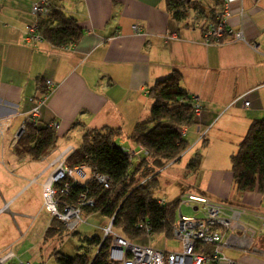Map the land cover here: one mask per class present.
Wrapping results in <instances>:
<instances>
[{
    "label": "crops",
    "instance_id": "0c3cea01",
    "mask_svg": "<svg viewBox=\"0 0 264 264\" xmlns=\"http://www.w3.org/2000/svg\"><path fill=\"white\" fill-rule=\"evenodd\" d=\"M36 1L0 0V208L9 203V212H5L23 224L25 231L18 228L21 235L25 232L24 237L43 216L38 224L41 239L31 243V249L39 248L33 250V260L44 251L41 244L48 240L46 231L54 216L44 214V199L37 207L15 205L29 184L51 169L41 183L43 193L54 169L51 163L68 146L75 148L72 140L83 139L89 129H121L119 146L138 150L131 135L136 124L150 114L153 99L149 90L157 80L177 70L184 89L202 99L204 111L198 120L207 133V145L203 146L197 126L186 128L190 146L180 160L190 153L189 161L199 152L204 156L197 171L185 170L192 184L186 185L181 195H205L240 210L251 250L225 248V256L236 264H264V194L239 191L231 168V157L251 123L264 119V0L230 3V24L242 29L248 40H255L257 50L229 36L218 44L205 43L204 28L223 0H201L200 8L187 10L186 20L173 17L167 0H50V6L77 20L83 38L66 47L47 40L32 45L27 41V27L37 20L31 11ZM135 23L144 28L142 33L133 31ZM169 33H176L177 38L167 39ZM46 78L55 81V88L41 108L39 124L57 122L59 138L52 152L36 161V168H41L29 179L25 163L33 159L11 143L29 114L30 98L43 95ZM246 100L248 106H244ZM1 218L3 254L12 250L20 237L16 228L12 232L7 218Z\"/></svg>",
    "mask_w": 264,
    "mask_h": 264
},
{
    "label": "trees",
    "instance_id": "16d2710c",
    "mask_svg": "<svg viewBox=\"0 0 264 264\" xmlns=\"http://www.w3.org/2000/svg\"><path fill=\"white\" fill-rule=\"evenodd\" d=\"M201 0H167V9L177 20H186L187 10L200 8ZM47 16L39 17L43 40L59 47L76 44L83 38V29L77 20L60 9L50 6ZM182 74L175 70L155 82L149 90L153 99L149 116L136 124L131 138L148 150L134 163L128 152L118 144L120 130L109 126L87 130L81 144L67 157L74 167L85 164L95 172L105 173L112 180V188L104 189L93 179L71 182L69 195L62 200L75 203L80 194L86 192L95 200V205L85 206L84 213L99 211L113 220V230L133 241L146 235L164 233L172 236L177 223L180 196L173 202L162 203L156 196L160 188V175L174 162L181 159L190 146L182 128L199 124L194 114L192 96L182 86ZM40 117L27 126L18 140L22 153L34 160L47 156L55 148L56 129L51 125H40ZM206 137L199 139L206 146ZM196 155V154H195ZM202 153L190 159L187 170L195 172L202 163ZM234 182L239 191L258 190L264 194V119L254 120L239 143L238 151L231 157ZM140 225H143L142 227ZM63 223L53 217L46 231V238L64 231ZM110 236L94 235L85 239V250L74 257L55 254L59 264H111ZM215 264V263H214Z\"/></svg>",
    "mask_w": 264,
    "mask_h": 264
},
{
    "label": "built area",
    "instance_id": "2783aa9c",
    "mask_svg": "<svg viewBox=\"0 0 264 264\" xmlns=\"http://www.w3.org/2000/svg\"><path fill=\"white\" fill-rule=\"evenodd\" d=\"M232 0H223L221 5L212 13L208 25L204 28L203 37L205 43L218 44L229 36L232 41H241L248 44L252 49L257 50L258 44L255 40H248L246 33L242 29H235L230 24L232 9L230 6ZM50 10V0H38L32 3L31 11L36 16V21L27 27V41L32 45H37L43 41V35L40 33L39 17L47 16ZM243 9L240 10L243 13ZM135 33H142L143 29L138 23L133 24ZM168 38H177L176 33L167 34ZM45 90L40 97H31L32 103L29 114L20 125L16 136L12 141V146H16L18 140L25 133L27 126L32 124L41 116V108L55 88V81L50 78L44 80ZM192 96V107L194 114L198 117L204 111L201 98ZM250 101L244 102L248 106ZM58 127L57 122L50 124ZM199 139L206 137V132L201 129V124H197ZM0 132H2L0 130ZM183 135L187 133L186 128L180 130ZM73 146H68L51 163L54 166L53 172L47 183L43 186V197L45 209L54 217L58 218L68 231H75L78 225L85 220L83 218L84 207L94 206L95 200L90 198L86 192L80 194L75 203H66L62 200L64 195H69L71 182H83L86 179H93L98 186L104 189L112 188V180L105 173L95 172L89 169L85 164L79 166H70L67 163V157L74 151ZM131 159L136 156L141 157V153L148 154V150L141 144L138 150L126 149ZM180 204L192 205L194 209H199V205L204 212L202 216H190L182 213L181 205L179 207V217L177 223L172 228V236L181 241L180 251L159 250L145 245L136 244L125 238L112 228L113 220L104 228L103 240L111 237V264L113 260H120L123 264H214L224 260L227 264H236V261L225 256V248L237 249L248 252L251 250V239L248 228L241 221V211L235 209L224 202L214 201L209 197L197 193L187 192L180 196ZM164 198L160 199L162 203ZM9 203L0 208V215L8 211ZM262 225L264 226V217ZM141 227L143 225H140ZM256 250V249H254ZM3 255V256H2ZM0 255V264H6L16 258L12 250ZM12 264H31L18 260Z\"/></svg>",
    "mask_w": 264,
    "mask_h": 264
},
{
    "label": "rangeland",
    "instance_id": "374dc122",
    "mask_svg": "<svg viewBox=\"0 0 264 264\" xmlns=\"http://www.w3.org/2000/svg\"><path fill=\"white\" fill-rule=\"evenodd\" d=\"M72 143L75 146L74 149H76L81 144V139H79V137L75 138L72 140ZM140 155H142V153ZM54 156H52L51 159ZM189 156H192V153L188 154L187 156H184V158L179 162L171 164V166L167 167L159 177L160 188L156 190V196L160 198L163 197L164 199H166L165 200L166 203L175 201L179 196H181V193L183 192V188L186 185L192 184L191 180L188 179V177L185 175L186 174L185 170H187L186 168L188 167L187 164L189 162L188 160ZM137 158L138 156H136L133 159L134 163H136ZM36 161L37 160L33 159V160H28V162L25 163V166L27 167L30 173L29 179L35 178L41 168V167H38V169L36 168L38 165ZM14 170L15 169H12L11 172H14ZM50 170L51 169H49V172ZM87 172L89 171L87 170ZM47 173L41 177L40 176L37 177V179H35V182L31 184H29V182L27 181V184H29L30 188L28 191H26V193H24L20 197V199L16 202L15 205L24 204L30 207L39 206L40 201L44 199V197L42 196L43 193L41 190V183L46 177ZM184 193L186 194L187 192ZM15 205L12 207V211H14ZM180 205L181 207L180 206L179 207L181 208L182 213L185 215L202 216L204 213L200 205H199V209L196 210L192 205L185 204L183 202ZM179 207L177 210V217H179V212H180ZM43 208H44V214H47L49 217H52L51 214L45 209V207ZM8 212H4L1 215L2 218L1 217L0 218L1 219H3V217L7 218L8 216L6 215H9L11 218L10 219L7 218L8 222L6 223L11 226L12 232H13V227L14 229L16 228L17 230L16 235L17 237H20L18 243L15 244V246L12 248V251L16 256V258L14 259L20 260L18 258H21L25 260V262H29L28 260H30L32 264H59L55 256V254L57 253L59 255L64 254L70 257H74L78 252L80 253L85 250L83 245H85L86 238H91L94 235L104 236V231H105L104 228L108 226L111 221V219L108 216L103 215L99 211L92 213L85 212L83 214V218H85V220L78 225V227L76 228L77 230L68 231L66 228L64 231H62V233L46 240L45 244L44 243L41 244V250H44L41 252L43 253H40L37 256V258L33 260V256L35 254L33 250L36 251V249L38 250L39 248L35 247V249H31V243L34 244L32 239L35 238H37L38 240L41 239V233H40L41 231H38L39 228L38 224L42 222L43 216L38 217V223L35 224V228H33L29 232V234H27L24 237L25 232L24 234L21 235L19 231V228H21L22 231H25L23 224L17 221L15 216L13 219L11 216L12 214ZM34 212L36 214L37 210ZM116 232L119 233L121 231L116 230ZM26 240L27 242L25 243ZM133 242H135L136 244L145 245L155 249L168 250V251H180L182 247L180 240L176 239L173 236H167L164 233L146 235L139 239L133 240ZM14 259L10 260L6 264H12L13 261H15ZM112 264H123V262L120 260L112 259Z\"/></svg>",
    "mask_w": 264,
    "mask_h": 264
}]
</instances>
